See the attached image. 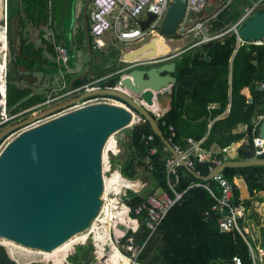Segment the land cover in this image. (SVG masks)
Here are the masks:
<instances>
[{"label": "trees", "instance_id": "obj_1", "mask_svg": "<svg viewBox=\"0 0 264 264\" xmlns=\"http://www.w3.org/2000/svg\"><path fill=\"white\" fill-rule=\"evenodd\" d=\"M19 1V4H15L13 0L8 1V41L10 50L14 51L15 55V59L8 67L7 75L6 104L10 116L26 112L47 102V99L39 95H31L17 85L20 66L36 69L47 75L59 71L57 66L56 71L55 69L47 71L40 66L39 57L43 55V48L26 45L25 41L22 50L15 47L10 31L13 19L18 17L19 26L24 29L29 24L40 27L42 23L48 21L51 10L55 20L60 19L61 14L64 16V13H67V8L62 7L60 0H53L52 9H50V0ZM243 11V7L234 12L230 8L223 11L215 23V28L223 29L236 22ZM23 36L21 31L22 40ZM236 49V36L230 35L223 41L213 42L208 47L205 45L177 58L176 70L173 73L177 81L171 94L172 108L163 117L158 118L157 123L166 138H169L167 127L174 126L176 130L174 143H179L183 149L186 147L187 138L200 141L208 133L203 143V148L206 150L212 147L223 149L233 143L246 140L239 147L234 160L263 159L264 156H255L256 148L253 142L258 136L260 125H256V120L258 117H264V93L259 90V86L264 81V45L241 46L235 53ZM51 50L54 53L53 49ZM113 70H117V67ZM107 73L84 76L73 82L71 87L77 88ZM121 77V74L114 75L100 82V85L104 88L115 87L119 84ZM112 98L122 101L129 107L124 100ZM249 98L252 99L251 104H247ZM212 104L216 105L214 109L209 108ZM153 107L154 110L163 113L159 105L155 104ZM227 109L229 111L225 114ZM240 126L247 128L240 132L238 131ZM2 127L4 126L0 128ZM149 135H153L155 139L153 143L146 145L142 139ZM119 144L125 156L120 169L122 176L130 181L149 178L148 186L142 192L138 194L128 192L130 201L127 203L132 212L145 202L148 196L155 195L159 191L168 193L174 198L169 183H174L175 191L181 195V199L146 244L145 250L138 258L139 264H212L213 261L237 264L235 257L240 258L241 264H259V262L264 264V256L259 257L257 253L259 243L256 240L254 245L247 238L250 232L247 227L250 223L247 220L252 216L258 217L252 214L253 200L257 198V195L264 193V166L227 168L222 172V175L234 186V206L239 208L243 206L245 209V216L240 219L239 224L244 234L242 235L238 229L227 233L221 231L220 221L215 213L211 212L210 217L204 216L216 206L215 200L204 186H209L220 196L219 185L214 180L203 181L195 178L182 166L177 169L175 175H171L170 182L166 162L174 156L170 151H165L166 146L148 122L135 124L119 139ZM152 147L158 148L157 154H150ZM148 157H150V164L145 162ZM117 158L118 156L112 159L113 165L118 164ZM218 158H220L219 155ZM211 167L216 166L196 161L194 171L201 176H207L210 174ZM236 179H244L247 183V191L250 195L248 200L244 199L241 187L234 183ZM132 215L135 216L134 213ZM141 219L139 243H143L150 235V231L144 225V215ZM131 235H133L132 232H129L128 237ZM125 241L124 238L121 243ZM250 245L255 251V257H252ZM261 245L264 248V230ZM94 250L90 241L85 245H79L71 255L70 262L98 264L93 254ZM0 264H18L11 258L7 248L1 245Z\"/></svg>", "mask_w": 264, "mask_h": 264}, {"label": "water", "instance_id": "obj_2", "mask_svg": "<svg viewBox=\"0 0 264 264\" xmlns=\"http://www.w3.org/2000/svg\"><path fill=\"white\" fill-rule=\"evenodd\" d=\"M186 8L187 0H174L161 26L164 34L175 35L185 17ZM4 11L5 0H0L2 28L8 23ZM154 20L155 17L150 16L147 23H141L142 30L146 31ZM239 34L244 41H264V9L255 13ZM157 41L161 44V52L171 53V46L164 39H153L126 53L123 58L121 49L117 47L109 52L89 51V63L92 58L100 60L91 67V72L98 75L113 70L120 62L125 64V60L155 57L159 54L155 47ZM176 65L175 61L140 65L122 75L120 82L126 87L125 90L95 88L85 91L76 99L34 114L18 125L1 131L0 140L19 127L22 129L47 119L96 94L112 95L129 105L100 103L80 108L22 132L1 149L0 238L50 253L77 234L89 230L92 222L101 215L103 207L106 191L104 153L107 144L111 137L136 123V114L150 124L181 166L199 180H213L227 168L264 166V159L229 161L207 176H201L186 166L159 128L151 110L155 104L165 108L163 113L160 112L163 115L171 110V94L177 81L173 75ZM2 100L4 89L0 87V102ZM258 138L264 141V120L260 123ZM239 181L243 185L241 191L244 199L245 196L250 198L244 179Z\"/></svg>", "mask_w": 264, "mask_h": 264}, {"label": "built area", "instance_id": "obj_3", "mask_svg": "<svg viewBox=\"0 0 264 264\" xmlns=\"http://www.w3.org/2000/svg\"><path fill=\"white\" fill-rule=\"evenodd\" d=\"M232 1L233 0H227L226 3L223 5L221 1V4L218 7L208 12L209 8H213V6L210 5V0H187V8L183 21L178 25L174 36H167L161 31V26L166 18V15L171 5L174 3V0H91V3L89 4L90 9L88 13L90 25V28L88 30V37L91 48L94 51H103L108 47L116 46L117 43H124L129 46H133L137 43H142L141 46H143L144 44H147L153 39L157 38H160L162 40L164 39L166 43H168L167 40L182 41L184 45L174 50L171 48L172 51L168 54L163 53L152 58L137 59L133 61L125 60V70L122 69L117 72H113L111 74L95 78L93 81L77 88L70 87L65 93L58 94L57 97L50 98L49 100H47V102L15 116H9L7 110L6 91L8 73L5 65L4 73H2V81L0 82V87L4 88V100L0 102V127L15 121L19 117L28 114L29 112L37 109L38 107L53 105L57 101L65 97H74L77 92L91 91L95 88H103L100 85V82L114 75L126 74L127 71H130L131 69L140 65L152 66L164 62L175 61L177 58L181 57L183 54L189 51L197 50L205 45L212 44L216 41H223L227 36L230 35L236 36L237 49L235 53L239 50L241 46H263L264 41H244L240 37L239 32L242 27L246 24V22L251 19L255 13L263 9L264 0H256L252 6L245 7L241 17L231 25H228L223 29L215 28V23L219 15L231 6ZM150 16H154L155 20L150 24L146 31H143L141 23L148 22ZM107 35H111L110 42L104 40V37ZM148 37L149 39L147 40ZM136 48L137 47L129 49L128 52L134 51V49ZM55 51L57 53L58 61L62 65L67 67L69 59L65 46L61 44L56 45ZM121 51V58H123L124 55L128 52H123V50ZM114 88L125 90L124 85L121 84V82H119V84ZM259 90L264 93V81L259 86ZM100 103H112L122 105L121 103L123 102L118 99L109 97V95H92V97H89L81 102L74 103L72 106L55 113L47 119L40 120L24 128L17 134V136L20 135L22 132L34 129L67 113L73 112L86 106ZM251 103L252 99L249 98L247 100V104ZM215 107L216 105H210V108L212 109H214ZM152 113L154 114L156 120L164 116L162 113L159 114L153 111ZM263 119L264 117H258L256 120V125H259ZM138 121L145 122V120L141 117H139ZM167 128L169 136V138H167L168 142L180 154L181 159L185 162L186 166L189 169L194 170L196 161L199 163H211L212 165L218 167L224 162L228 161L230 158V147H225L223 149L215 147H212V149L209 150L204 149L203 143L206 139L196 141L192 138H187L186 147L183 149L179 143H174V140L176 139L175 127L169 126ZM154 139L155 138L153 135H149L147 137H143L142 142L146 145H149L150 143L154 142ZM262 144H264L263 140L259 139L258 137L254 138L253 145L256 148V157L264 156V147H262ZM165 151H169V149L165 147ZM157 152V147H152L150 150L151 155L157 154ZM109 153L111 155L117 154L114 149H111ZM218 155L220 156V158H218ZM145 162L147 164H150V157H148ZM108 165L110 167L108 171H110L112 167H114L111 162V159ZM108 165H106L104 162V173L105 167L107 168ZM181 165L182 164L180 163V161L175 157L169 158L167 160L166 169L167 176L170 182L171 175H175L177 169ZM216 167H211L210 171H213ZM122 177L121 180L124 181L125 178ZM213 180L219 185L221 195L218 196L214 191L211 190L209 186H204L216 202V206L213 207L211 211L206 212L204 216L210 217L211 212L215 213V215L218 217V220L220 221V229L222 232L230 233L238 229L239 232L243 235L244 233L240 230L239 224L240 219L245 216V209L243 208V206L241 208L234 206L235 194L233 184L230 183L222 175V173L215 176ZM169 186L174 198L171 197L168 193H161L148 196L147 200L140 204L136 209H134L133 212L127 203L130 201V198L128 196L129 191L127 193L124 192V190H134L133 186L124 185L122 188H120V190H117L116 185H113L111 187V194L115 195L116 197L107 199L108 206L110 207V212L114 215V218H110V221H117L116 215H118L120 217L119 221L121 223V226L126 227L125 232L117 238V242L120 245L118 246L121 248V250L131 258H129V260H131L133 264H139L137 262L138 258L145 250L147 246L146 244L148 243L150 238L157 232V230L162 225L163 221L165 220L169 212L173 209L175 204L181 199V195L177 194V192L175 191V184L169 183ZM134 193L138 194V192L136 191H134ZM103 209L104 207H102L101 215L94 221V224L96 223L95 229L92 230V225V227L88 230L89 235H96V233H98L96 232V230L104 229L103 224L105 214ZM133 213L135 214V216L132 215ZM143 215L144 225L146 226L147 230L150 231V235L143 243H139L138 235L141 231V216ZM129 232H132L133 235L128 237ZM112 237L113 236L111 234L106 237L104 241L101 242L98 240V235L93 236L94 242H90L93 246H95V250L93 252L95 259L96 257H98V254H102L105 252L106 249L104 247V243H108L110 241L112 242ZM124 238L126 239V241L124 243H121V240ZM15 244L17 243L6 240L4 238H0V245L5 246L9 250L10 255L13 257L11 258L15 260L18 264H24L22 261L17 259L19 258V255L17 254ZM250 251L252 257H255V251L252 249L251 245ZM257 251L259 257L264 256L263 247L257 245ZM15 255L17 256V258H15ZM234 260L237 264H241L240 258L235 257ZM96 263L101 264L98 262V260H96Z\"/></svg>", "mask_w": 264, "mask_h": 264}, {"label": "crops", "instance_id": "obj_4", "mask_svg": "<svg viewBox=\"0 0 264 264\" xmlns=\"http://www.w3.org/2000/svg\"><path fill=\"white\" fill-rule=\"evenodd\" d=\"M8 1L9 0H5V11H4V14H5V20L6 21L8 20V13H9ZM13 1H14L15 4L16 3H20L19 0H13ZM60 1H61V4L63 5L62 7L65 9L66 0H60ZM217 1L218 0H210V5L213 6V7H218L219 5L217 4ZM219 1L221 3L222 0H219ZM50 3H51L50 9H52L53 0H50ZM87 3H88V0H82L81 4L80 3L75 4V17H74L75 19H72L73 22H72V26H71L72 27L71 28V42H70V46L69 47H67L65 43H56V44L53 43V39H55L57 34H59L58 22L61 21V20H64V19H63V15L61 14V16L59 17L60 19L55 20L54 19L55 18L54 14L52 13L53 10H51V12L49 13L48 21L45 22V23H42L40 27H36V26H34L32 24H29L26 28H24V29L20 28L19 29L20 32L23 31L24 36H23V40H22V38L20 37V33H18V36L16 37V42H17L18 47H16V48H19V50H22V47L24 46V41L26 42V45H33V46H35L38 49L39 48H41V49L43 48V55H42V57H39L40 58L39 59L40 60V66H42L43 69L47 70V71H51L52 69H55L56 65L60 63L58 61L57 53L55 51V46L56 45L61 44V45L65 46V48L67 50V53H68V59L69 60H70L69 54L72 51L78 52L79 54H83L86 57H88L89 51L94 52V50L91 48L89 37H88V30L90 28V25H88V23H89L88 13H89V9L90 8H89V5H87ZM66 8H67V11H68L69 4L67 5ZM81 14L83 15V19H84V23H85L84 27H85V32L87 33V40H88V42H87V44L85 46L81 45V42H78L76 40L78 34H80V32L82 33V27L76 21V20H79V17H80ZM64 15H65V13H64ZM14 20H18V17H15L13 19V21ZM13 21H12V25H13ZM17 23H18V27H20L19 26V20L17 21ZM144 23H147V22H144ZM6 25L8 26V23H6ZM1 28L2 27H0V29ZM186 42H189V41H186ZM1 46H2V49L5 50L7 48V43L5 45H1ZM48 46L51 47V49H53L54 55L49 50ZM116 47L119 48L116 45V46H113V47H108L107 49H105L103 51L109 52L110 50H112L113 48H116ZM176 48H178V47H176ZM81 52H83V53H81ZM125 52H128V50L125 51ZM19 54H20V51H19ZM14 59H15V55H14ZM88 59H89V57H88ZM88 59H85V60H87V62L82 67L79 66V68H77V69H70L68 67V65H67V67L62 65L63 67H65V69L64 70L63 69H59L58 73H55V74H57V76H55L54 74L47 75L44 72H39L36 69H31V68H29L27 66H20L18 68L19 69V74H18V79L19 80L17 79L18 80L17 81V85L20 88L27 90L31 95H41L43 93L45 95L46 93H49L50 94L49 99H50V98L53 97L54 93L57 91V87H59L60 84H62V86H61V88L59 90H63V91L60 92L61 94H63L71 87V84L73 82H75L76 80H78V79H80V78H82L84 76H86V77L93 76V74L91 72V70H92L91 67L95 63H99L100 60L98 58H96V59L92 58L93 59L92 62L89 63ZM68 64H69V61H68ZM57 67H58V65H57ZM124 68H125V65H119L117 67V70H110L111 72L108 71L107 74H111L113 72H117V71L122 70ZM127 73H128V71H127ZM107 74H105V75H107ZM89 82H91V81H89ZM106 88H114V87H106ZM124 89H126V87H124ZM109 97H112V95H109ZM68 101H66V102H68ZM172 101H173V99H172ZM63 103H65V102H63ZM60 104H62V103H60ZM209 108H210V106H209ZM228 111H229V109H227L225 114H227ZM138 117H140V116H138ZM212 124H213V122L209 125V127H208L209 129L211 128ZM245 130H246V127H244V126H240L239 129H238V131H240V132L245 131ZM207 136H208V133H207ZM207 136L204 139H206ZM118 141L119 140L116 139V141L112 142V144L109 147H107V151L104 154V158H105L104 161H105L106 165H108V154H109V151L111 149H114L116 152L119 149V151L115 155V157L118 156V158L116 159L118 163L119 162L121 164L123 163L124 158H125V156L123 154L124 150L120 149V147H118V144H117ZM245 142H246V140H243L242 143L241 142H239V143L242 145ZM230 156H229L230 158H236L237 154H231ZM112 157L115 159L114 155L111 156V158ZM111 162H112V159H111ZM226 162H229V161H226ZM226 162H224V163H226ZM108 168H109V165L107 166L106 169H108ZM116 171H117L116 173H118V174L120 172V176L122 177L121 171H119L118 169ZM210 172H212V171H210ZM105 179H107V177H105ZM124 181L132 183L133 185H131V186H133L134 188H137V190H139V188H141V187L144 188V187L148 186L149 178H147V180L139 179V180H137V182L130 181V180L125 178ZM237 181L239 182L240 186H238L235 182L234 183L238 187L242 188V186H243L242 182H240L239 179ZM244 182H245V180H244ZM119 183H120V180H119V182L115 183V185L117 186V190H120V184ZM245 184H246V187H247V183L246 182H245ZM139 192H141V191H139ZM109 193L110 192L106 191L105 197H108ZM159 193L161 194L162 192H157L156 194H159ZM257 199L260 200V201L263 200L264 199V193L257 195L255 203H259V201H257ZM103 210H104V214L105 215H104V229H102V230H108L110 232V228L115 223V222L111 223L110 218H114V215L110 212V207L108 205L104 206ZM122 219H123V217H122ZM94 227H96V223L94 224ZM116 227H117V224H115V228ZM116 231L118 233H120V234H116L115 241H117V238L125 232V229L121 226V229H120V227H119V229L116 228ZM96 232H98V233H96V235H99L101 238L104 237L102 232H101V229L96 230ZM109 232L106 235H109ZM79 238L85 240L86 239L85 233L83 235H78V236L72 238L70 241L65 243L63 246L59 247L55 251L50 252L48 254H50V255H58V257H59V254L61 252H65L66 253L71 248V245L75 241L79 240ZM111 240H112L114 246H116V243H115L113 237L111 238ZM113 249L114 250L111 252V255H110V263L111 264H128V262L124 258V255L120 254L119 251L117 250V247H115ZM48 254L46 255V257L49 256Z\"/></svg>", "mask_w": 264, "mask_h": 264}, {"label": "rangeland", "instance_id": "obj_5", "mask_svg": "<svg viewBox=\"0 0 264 264\" xmlns=\"http://www.w3.org/2000/svg\"><path fill=\"white\" fill-rule=\"evenodd\" d=\"M227 0H222V5L226 3ZM256 0H233L232 1V4H231V7L230 10H232L233 12L236 11L238 8L241 9L243 7V9L245 7H249V6H252L254 3H255ZM78 3H82V0H66V3H65V7H67V5L69 4V9L67 11V13L63 16V19L64 20H61L58 22V31H59V34H57V36L55 37V39H53V43L56 44V43H65L67 47L70 46V42H71V26H72V19H75V4H78ZM91 3V0H88V3L87 5H89ZM17 4V3H16ZM19 4V3H18ZM217 4L220 5V1L218 0L217 1ZM73 5V6H72ZM216 7H213V8H209V11H212L214 10ZM228 8V9H229ZM72 9V10H71ZM18 20H14L13 21V25L10 29L11 33H12V39L13 41L15 42V47H18L17 45V42H16V37L18 36V33H20L19 29L20 27H18V23H17ZM78 24L81 25L82 27V33L80 32V34H78L77 36V41L78 42H81V45H86L88 40H87V33L85 32V23H84V19H83V15L81 14L80 17H79V20H76ZM232 24V23H231ZM229 24V25H231ZM89 25V23H88ZM1 27V26H0ZM84 27V28H83ZM8 36H9V32H8V28H7V25L5 26V28H1L0 29V70L2 73H4V66L6 65V69H7V73L9 71V61H10V56L13 57V59L11 60H14V51H11L10 50V47H9V41H8ZM149 39V37L147 38V40ZM104 40L107 41V42H110L111 40V35H107L104 37ZM77 42V43H78ZM167 42L169 43V45L171 46V48L174 50L176 47H182L184 45V43L182 41H170V40H167ZM7 43V48L4 50L2 49V46L1 45H5ZM142 45V43H137L135 44L134 46H129L127 44H124V43H117V46L123 50V52L129 50V49H133L135 47H140ZM53 53V52H52ZM83 53V52H81ZM54 54V53H53ZM7 58V59H6ZM69 64H68V67L70 69H77L79 68V66H83L87 60L85 59H88V57H86L85 55L83 54H79L78 52H75V51H72L70 54H69ZM58 65V68L59 69H65V67L62 66L61 63L57 64ZM56 65V66H57ZM120 65H125L123 64V62L120 63ZM57 69V68H56ZM55 69V71H56ZM51 71H54V69H52ZM8 75V74H7ZM55 76H57V74H54ZM63 80V79H62ZM27 85V84H26ZM62 84H60L59 87H57V91L54 93L53 97H57L58 94H61L60 92L63 91V90H59L61 88ZM85 91H80V92H77L76 95H74V97H65L59 101H57L55 104L53 105H46V106H42V107H38L37 109L29 112L28 114L24 115V116H21L19 117L18 119H16L15 121L13 122H10L8 123L7 125H4V127L0 128V132L1 131H4L8 128H10L11 126H14V125H18L19 123L23 122L24 120H26L27 118H29L30 116L34 115V114H38L42 111H45L51 107H54L60 103H63V102H66L72 98H76L77 95L81 94V93H84ZM39 97L43 98V99H49L50 97V94L49 93H46L44 95L41 94L39 95ZM75 102V101H74ZM77 103V102H76ZM122 105L121 106H127L125 103H121ZM128 107V106H127ZM151 110H154V107L151 108ZM9 114V113H8ZM10 116V115H9ZM139 115L136 114V117L135 118V121L134 123L135 124H138L140 123L138 120H139V117H137ZM142 122V121H141ZM134 124V125H135ZM133 127V126H132ZM132 127H129L128 129L124 130V131H121L120 133L116 134L115 137L117 140H119L120 138H122L125 134H127L128 130ZM26 128V127H25ZM24 128L21 129V127L11 131L9 134H7L4 138H2L0 140V151L2 148H5L7 146V144L9 142H11L14 138L17 137V134L23 130ZM112 137V138H113ZM242 143V141H241ZM118 147H120L121 149V145L119 144V141H118ZM241 144L240 143H233L232 145L228 146L230 147V150H229V156L231 154H237L238 152V149H239V146ZM263 147V146H262ZM107 151V148L105 150V152ZM118 153V151H117ZM111 155L110 153L108 154V164H109V161L110 159H113V157L111 158ZM115 156V155H114ZM231 157V156H230ZM237 157V156H236ZM105 159V158H104ZM234 159L236 158H230L228 161H235ZM258 159H262V158H258ZM264 159V158H263ZM105 162V161H104ZM121 166L122 164L119 162L118 164L114 165V167H112V169L110 171H108V169H106L105 167V177L111 179L113 174L116 173L117 169L120 171L121 169ZM115 168V169H114ZM120 174V172H119ZM238 180V179H237ZM235 180L234 182L238 185H239V182ZM134 182H137L134 181ZM134 188V187H133ZM145 188V187H144ZM143 187L139 188V190H137V188H134V190H124L125 193H127L128 191H136V192H139V191H143L144 190ZM160 192V191H159ZM111 190H110V193L108 195V197H105V194H104V197H103V205L106 206L108 205V202H107V199H111V198H115L116 196L115 195H112L111 194ZM160 194V193H159ZM245 199L248 200L249 198L245 196ZM106 200V201H105ZM256 199L253 200V204H252V210H253V213L252 214H255V215H258V217L256 216V218H254L253 216L247 220V222L250 223V226L247 225V227L249 228V233L247 234V238L250 239V241H252V243L254 245H256V240H257V243H259V246H262L261 245V240L263 238V230H264V199L263 200H258L259 203H255ZM103 206V207H104ZM249 215V214H248ZM117 216V221H114V222H111V223H114L112 225V227L110 228V232H109V235L112 234L113 238H114V241H115V235L116 234H120L116 231V228L121 229V223H120V217L118 215ZM95 221V220H94ZM94 221L92 222L90 228L92 227V225L94 224ZM115 224H117V227L115 228ZM120 224V225H119ZM124 229H126L125 226H122ZM89 228V229H90ZM103 228H104V224H103ZM85 233V237L86 239L83 240L81 238H79V240L75 241L72 245H71V248L65 253V252H61L59 254V257L58 255L57 258L55 255H53L52 257H46L45 253L46 252H42L41 250H34V249H31V248H28V247H25L23 245H20V244H15L16 245V250H17V254L19 255V258H17V256L15 255V258L19 259L20 261H22L24 264H68V263H71L70 262V257H71V254L74 253L75 249L77 246L79 245H84V243H88L89 241H93V236L95 235H89L88 234V230L87 231H84L82 233H79V235H83ZM103 233V232H102ZM109 235H104V237H100L98 235V240L99 241H104V239L106 237H108ZM78 236V235H76ZM75 236V237H76ZM74 238V237H73ZM113 240V239H112ZM254 241V242H253ZM94 242V241H93ZM16 243V242H15ZM116 243V246H114L113 242H108V243H104V247H105V252L104 253H100L98 254V257H96V260H98L99 263L101 264H111L110 263V255H111V252L114 250L113 248L117 247V250L119 251L120 254L124 255L125 257H127L128 259L130 258L128 255H126L122 250L121 248L119 247L120 245L118 244L117 241H115ZM9 244V243H7ZM119 245V246H118ZM5 247V246H4ZM263 247V246H262ZM95 248V246H94ZM78 249V248H77ZM8 250V249H7ZM9 252V250H8ZM10 254V253H9ZM11 256V255H10ZM12 257V256H11ZM13 258V257H12ZM56 259V260H54ZM131 259V258H130ZM133 260V259H132ZM41 261V262H40ZM33 262V263H31ZM130 264H133L131 260H129ZM212 264H223L221 261H213ZM259 264H262L261 262H259Z\"/></svg>", "mask_w": 264, "mask_h": 264}, {"label": "bare ground", "instance_id": "obj_6", "mask_svg": "<svg viewBox=\"0 0 264 264\" xmlns=\"http://www.w3.org/2000/svg\"><path fill=\"white\" fill-rule=\"evenodd\" d=\"M158 40H162V39H160V38H157ZM157 43V44H156ZM155 43V47H157V50H158V52L157 53H159L158 55H161V54H163V52H161V50H159V49H161V44L159 43V41H157ZM134 58H138V56H134ZM2 81V72H1V70H0V82ZM2 89H4V88H2ZM160 108L163 110V111H165V108H162L161 106H160ZM153 112H155V113H159L160 114V112L159 111H157V110H152ZM114 141H116V138L115 137H111V139H110V142H108L109 144H107V147H109L111 144H112V142H114ZM106 147V148H107ZM118 151H119V149H118ZM105 154V153H104ZM110 168V167H109ZM108 168V169H109ZM106 180V191H108V192H110V190H111V187L113 186V185H115V183H117V182H119V180H120V188H122L124 185H127V186H131V185H133L132 183H130V182H125V181H122L121 180V176H120V174H118V173H114L113 174V176H112V178L111 179H109V178H107V179H105ZM106 191H105V193H106ZM106 201V200H105ZM93 229H95V227H94V224H93V227H92V230ZM101 232H103L102 234H103V236L104 235H106V234H108V230H101ZM77 235H79V234H77ZM71 240V239H70ZM69 240V241H70ZM67 243V242H66ZM64 245V244H63ZM62 245V246H63ZM61 247V246H60ZM58 249V248H57ZM55 251V250H54ZM53 252V251H52ZM48 254V252H46L45 253V255H47ZM49 256H47V258L48 257H52L53 255H50V254H48ZM56 256V255H55ZM56 258H57V256H56ZM124 258L126 259V261L128 262V264H130V262H129V259L127 258V257H125L124 256ZM49 259V258H48ZM54 260H56V259H54ZM123 261V260H122ZM41 262V261H40Z\"/></svg>", "mask_w": 264, "mask_h": 264}, {"label": "flooded vegetation", "instance_id": "obj_7", "mask_svg": "<svg viewBox=\"0 0 264 264\" xmlns=\"http://www.w3.org/2000/svg\"><path fill=\"white\" fill-rule=\"evenodd\" d=\"M48 47H49V46H48ZM49 50H50V51H52V50H51V47H49ZM51 53H52V52H51ZM53 55H54V54H53ZM6 59H7V58H6ZM11 59H13V57H12V56H10V61H9V64H10V63H11V61H12Z\"/></svg>", "mask_w": 264, "mask_h": 264}, {"label": "clouds", "instance_id": "obj_8", "mask_svg": "<svg viewBox=\"0 0 264 264\" xmlns=\"http://www.w3.org/2000/svg\"><path fill=\"white\" fill-rule=\"evenodd\" d=\"M262 10H263V9H262ZM262 10H261V11H262ZM263 120H264V119H263ZM263 120H262V121H263ZM262 121H261V122H262ZM261 122H260V123H261ZM133 126H134V125H133ZM259 126H260V125H259ZM257 137H258V136H257Z\"/></svg>", "mask_w": 264, "mask_h": 264}]
</instances>
